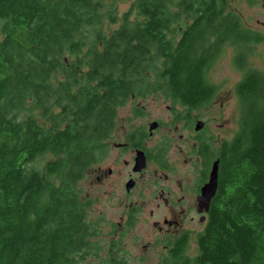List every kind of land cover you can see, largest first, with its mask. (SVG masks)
I'll list each match as a JSON object with an SVG mask.
<instances>
[{
	"label": "trees",
	"instance_id": "16d2710c",
	"mask_svg": "<svg viewBox=\"0 0 264 264\" xmlns=\"http://www.w3.org/2000/svg\"><path fill=\"white\" fill-rule=\"evenodd\" d=\"M132 1L119 17L115 0L0 2V264L98 256L78 183L102 157L119 108L157 90L207 105L223 46L264 42L226 0ZM235 63L244 66L243 52ZM234 93L239 129L213 153L218 185L197 252L184 235L166 243L160 264H264V71L245 68ZM120 244L110 239L111 262L129 264Z\"/></svg>",
	"mask_w": 264,
	"mask_h": 264
},
{
	"label": "rangeland",
	"instance_id": "374dc122",
	"mask_svg": "<svg viewBox=\"0 0 264 264\" xmlns=\"http://www.w3.org/2000/svg\"><path fill=\"white\" fill-rule=\"evenodd\" d=\"M131 2L133 1L115 0L118 17L126 11ZM226 3L227 9L237 13L245 26L258 32H264V0H226ZM118 21L117 18V23ZM116 24L106 23L103 27L110 29ZM238 52L244 53L245 64L242 67L235 63ZM245 68L264 71V42L241 46L226 43L209 70L210 80L216 85L217 93L209 104L200 110H196L195 114L199 115L202 120H207L220 139H231L239 129L241 109L234 93V86L242 77ZM165 93L163 90L153 91L146 94L145 97L131 100L119 108L115 137L111 141L116 142L125 130L130 129L129 127H147L152 120H161L162 127L168 126L171 111L167 109V105H171L172 100ZM139 103L141 105H137ZM136 105L138 107H135ZM220 123H225V125L219 126ZM166 131L167 129H160L158 134H164ZM169 133L173 134L175 140L169 151V156L175 158L173 161L174 171L178 174L190 175L192 166L190 162H186L185 152L180 151V147L184 151L187 150L184 140H179L181 132L178 129L176 132L169 131ZM155 142L156 140H152L149 144ZM117 152L118 150L110 151L108 156L110 162L116 158ZM47 158V156L39 158V162H43ZM106 164L107 162H102L98 166L91 167L78 183L82 195L92 201L88 208L87 219L96 226L97 234L94 238L100 241L99 244L101 245L98 256L87 255L78 264H114L111 262V254L108 250V243L113 237L116 240L120 239V249L124 251V256L129 264H160L166 254V247L164 246L168 242H163L162 234H159L157 228H154L153 221L168 213L165 212L164 208H160L155 212L154 217H151L148 211L151 208L149 206L151 202L146 200L143 203L147 205L146 210L136 215L137 218H133L132 223L128 225L129 222L123 218L126 216L129 199H125L121 189L125 171L116 178H109L108 181L107 179L103 180L100 174H102ZM99 167L101 168L98 169ZM154 170L155 166L151 164L148 166L147 172L151 173ZM97 177L100 179L98 180ZM136 192L142 193L139 189ZM131 199H134V196ZM143 200L140 198L141 202ZM189 225L200 231L203 228V224L197 220L190 221ZM194 238L195 235L190 238L191 241L189 242L188 253L190 255L197 252ZM163 244L165 245L163 246ZM113 253L118 252L113 250Z\"/></svg>",
	"mask_w": 264,
	"mask_h": 264
},
{
	"label": "flooded vegetation",
	"instance_id": "af4514ba",
	"mask_svg": "<svg viewBox=\"0 0 264 264\" xmlns=\"http://www.w3.org/2000/svg\"><path fill=\"white\" fill-rule=\"evenodd\" d=\"M145 96L133 94L128 102ZM171 100L172 104L167 105V109L171 111L168 126L162 127L161 120H152L147 127L132 126L125 130L115 142L111 141L115 137V125L112 133L106 138L102 157L91 165V167H95L102 162H107L100 174V177L107 181L109 178L120 176L125 171L121 189L125 199H129V203L123 220L129 222L133 218H137L136 215L146 210L147 205L143 204L146 200L151 202L149 205L151 208L148 210L151 217H154L157 210L164 208L168 214L163 215L162 218L154 219L153 226L157 228L159 234H162L165 243L184 235L192 237L200 232L197 228L189 225L190 221L197 220L203 226L205 225L208 210H200L201 204L197 198L202 186L208 181L212 163L218 160L219 167V156L217 154L214 156V154L217 153L222 141L229 139L218 138L213 126L195 114V111L200 110L205 104L198 108H189L183 106L178 100ZM137 105L135 107H138ZM198 121H202L203 126L196 130L195 125ZM153 122H156V126L154 129H150V124ZM221 125H225V123H220L219 126ZM160 129H167V131L164 134H158ZM178 129L181 132L179 140H184L187 145L186 151L181 147L180 151L185 152V160L192 166L190 175L176 173L173 165L175 158L169 156L170 147L175 142L173 134L169 131L176 132ZM152 140H156V142L149 144ZM114 150H118V152L116 158L110 162L108 156L110 151ZM140 153L145 158V167L136 170V158ZM209 154H212L213 157L211 161L209 160L208 165L205 162V157ZM151 164L155 166V170L148 173L147 169ZM144 176L146 177L142 179ZM100 177L97 179L99 180ZM138 189L142 193L136 192ZM133 196L134 199H131ZM140 198L144 200L141 202ZM88 200L92 203L91 199Z\"/></svg>",
	"mask_w": 264,
	"mask_h": 264
},
{
	"label": "water",
	"instance_id": "95a60500",
	"mask_svg": "<svg viewBox=\"0 0 264 264\" xmlns=\"http://www.w3.org/2000/svg\"><path fill=\"white\" fill-rule=\"evenodd\" d=\"M2 0H0L1 2ZM156 126V122H153L150 124V129H154ZM203 126V122L202 121H198L195 125V129L199 130L201 127ZM145 167V158L143 157V155H141V153L138 155V157L136 158V164H135V168L136 170L141 169ZM217 176H218V160L214 161L212 163V167L211 170L209 172V178L208 181L202 186L201 188V192L197 198V200L199 201L200 205V210L204 209V210H208L210 201L212 199V197L214 196L216 189H217Z\"/></svg>",
	"mask_w": 264,
	"mask_h": 264
},
{
	"label": "bare ground",
	"instance_id": "6f19581e",
	"mask_svg": "<svg viewBox=\"0 0 264 264\" xmlns=\"http://www.w3.org/2000/svg\"><path fill=\"white\" fill-rule=\"evenodd\" d=\"M142 169V168H141Z\"/></svg>",
	"mask_w": 264,
	"mask_h": 264
}]
</instances>
